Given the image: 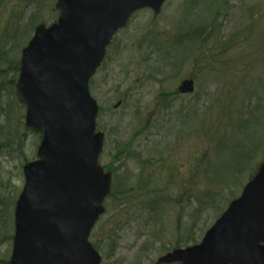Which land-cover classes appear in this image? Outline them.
<instances>
[{
    "label": "rangeland",
    "instance_id": "obj_1",
    "mask_svg": "<svg viewBox=\"0 0 264 264\" xmlns=\"http://www.w3.org/2000/svg\"><path fill=\"white\" fill-rule=\"evenodd\" d=\"M25 14L22 0H0V47L9 57L13 42L3 43V32ZM53 15L46 9L43 18ZM190 78L194 91L181 94ZM90 90L105 132L100 162L117 187L90 240L101 264H154L177 244L201 241L264 160V0H167L159 14L136 12ZM22 158L4 160L1 192L11 179L18 197ZM12 247L13 239L0 240V258L10 259Z\"/></svg>",
    "mask_w": 264,
    "mask_h": 264
},
{
    "label": "water",
    "instance_id": "obj_2",
    "mask_svg": "<svg viewBox=\"0 0 264 264\" xmlns=\"http://www.w3.org/2000/svg\"><path fill=\"white\" fill-rule=\"evenodd\" d=\"M167 0H57V21L37 25L23 48L16 98L25 126L41 133L37 157L23 165L9 264H101L90 235L105 213L112 173L100 165L104 133L90 90L119 30L141 9ZM193 79L179 90L191 93ZM264 264V160L199 244L156 264Z\"/></svg>",
    "mask_w": 264,
    "mask_h": 264
},
{
    "label": "trees",
    "instance_id": "obj_3",
    "mask_svg": "<svg viewBox=\"0 0 264 264\" xmlns=\"http://www.w3.org/2000/svg\"><path fill=\"white\" fill-rule=\"evenodd\" d=\"M2 1V0H1ZM24 4V13L29 12L20 18L21 22L17 24L8 23V29L3 32L5 38L3 43L13 42L12 57H9L5 51L0 47V188H4V170L3 162L8 156L20 155L22 158L20 167L23 163L34 158L36 155L37 147L41 141L42 134L32 132L25 127V106L20 104L16 99V83L18 74L20 71V58L22 48L28 43L33 35L36 26L40 22H47L46 18H43V13L46 9L50 10L52 19L56 20L59 12L54 6L56 0H22ZM54 6L53 9H51ZM20 16V14H18ZM18 16V17H19ZM13 30V31H12ZM13 37L12 39H10ZM20 38V41H19ZM208 38L206 35L202 41ZM243 119V118H242ZM246 124L247 121L243 119ZM242 122V123H243ZM238 127H242L238 124ZM32 141L33 148L28 154L26 152L27 142ZM129 145L122 149L123 154L129 153ZM121 152V151H120ZM33 153V157L30 156ZM236 159H240L241 156L238 153L233 152ZM121 156H119L120 159ZM236 170L240 168L242 162H237ZM2 166V168H1ZM18 169V170H19ZM105 169L112 170L109 166H105ZM11 171V170H10ZM238 171V170H237ZM12 173V171H11ZM153 179V178H152ZM151 180V179H150ZM8 185L11 188L10 191H0V227L5 228V233L0 230V240L11 241L13 239L14 229V208L17 200L18 187L12 183L10 179ZM109 198H114L117 187L113 185ZM13 191V194H12ZM12 194V195H11ZM10 218L12 227H6L7 219ZM98 247V243L94 244ZM181 246V244H178ZM0 264H9V259L0 258Z\"/></svg>",
    "mask_w": 264,
    "mask_h": 264
}]
</instances>
